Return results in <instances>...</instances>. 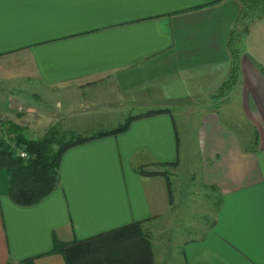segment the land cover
<instances>
[{
  "label": "crops",
  "instance_id": "obj_1",
  "mask_svg": "<svg viewBox=\"0 0 264 264\" xmlns=\"http://www.w3.org/2000/svg\"><path fill=\"white\" fill-rule=\"evenodd\" d=\"M203 3L0 0L4 138L37 139L53 124L110 130L135 116L123 133L70 148L58 187L37 204L13 202L0 171V264H66L55 238L137 221L154 235L155 264H264V17L239 40V74L225 86L241 3ZM177 115L201 117L198 176L183 175ZM196 178L215 197L209 207L183 197Z\"/></svg>",
  "mask_w": 264,
  "mask_h": 264
},
{
  "label": "trees",
  "instance_id": "obj_2",
  "mask_svg": "<svg viewBox=\"0 0 264 264\" xmlns=\"http://www.w3.org/2000/svg\"><path fill=\"white\" fill-rule=\"evenodd\" d=\"M203 1L204 3L199 7L223 0ZM238 1L241 3V11L230 39L233 73L231 79L225 82V86L230 85L239 74L241 58L239 40L247 34L253 21L264 17V0ZM261 70L264 75V68ZM164 111L165 109H159L144 115ZM134 118L135 116H130L113 129L96 131L91 135H81L76 131L70 133L58 124H53L44 136L37 139L29 140L19 135L12 143L6 138H0V171L6 170L8 174L9 197L22 206L39 203L58 187L61 161L70 148L97 138L123 133L128 130ZM251 140L256 151L259 144L258 131L252 133ZM16 147L26 150L28 157L17 155ZM139 171L143 174L156 173L149 172L143 167ZM163 173L169 178L168 173ZM52 252L62 255L66 264H155L151 236L145 230L142 221L76 241H62L55 238ZM11 264H35V261L29 258Z\"/></svg>",
  "mask_w": 264,
  "mask_h": 264
},
{
  "label": "rangeland",
  "instance_id": "obj_3",
  "mask_svg": "<svg viewBox=\"0 0 264 264\" xmlns=\"http://www.w3.org/2000/svg\"><path fill=\"white\" fill-rule=\"evenodd\" d=\"M26 99L29 103L34 102L38 106L40 104H42L45 107H47L45 102H43L42 100H37L31 96L26 97ZM41 101L43 103H41ZM25 106H26V104H25ZM140 110H141V107H140ZM200 118H201L200 116L194 115V116H191L187 120L186 117H180L179 115H177V123H178L179 128L181 129L183 140L185 141V147H184L185 159L183 160V162H184L183 163V175L188 173V172H193L196 176L199 175V169H200L201 160H202V155L200 153L201 146L199 144L201 136L199 135L198 128H196L195 126L199 122ZM198 125H199V123H198ZM66 131H68V130H66ZM70 131H74V130H69V132ZM76 132L82 133L81 135H91L94 133V132H90V131L89 132L76 131ZM25 133L27 134V136H30V137L34 136L33 130H26ZM242 133H243V138H246V141H247V139L249 137L248 132H242ZM246 141H245V143H246ZM4 172H6V170H4ZM170 173L171 172L169 171L168 172L169 177L171 176ZM180 180L184 181L185 184L187 183V181H185V177L183 179H180ZM182 191H183V197L185 199H187L189 202L191 199L204 201L206 198V205L208 207H209V204L211 203V201L213 199H215V197L213 196L212 193L207 198L206 195L208 193H205V190L202 188L198 178L188 182V186L183 187ZM197 204H200V203H197ZM212 209H213V207H212ZM196 211H198V210H196ZM151 237H152V241H153L152 243H154V235H152ZM153 246H154V244H153Z\"/></svg>",
  "mask_w": 264,
  "mask_h": 264
},
{
  "label": "built area",
  "instance_id": "obj_4",
  "mask_svg": "<svg viewBox=\"0 0 264 264\" xmlns=\"http://www.w3.org/2000/svg\"><path fill=\"white\" fill-rule=\"evenodd\" d=\"M19 109L22 110L23 108L20 107ZM4 128H5V123L2 119H0V138H4V135H3ZM15 150H16L17 155L24 157V158L28 157V153L26 152V150H22V149L17 148V147L15 148Z\"/></svg>",
  "mask_w": 264,
  "mask_h": 264
}]
</instances>
